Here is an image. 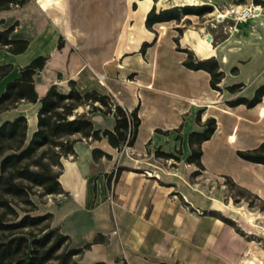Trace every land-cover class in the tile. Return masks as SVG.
Segmentation results:
<instances>
[{
  "label": "crops",
  "instance_id": "crops-1",
  "mask_svg": "<svg viewBox=\"0 0 264 264\" xmlns=\"http://www.w3.org/2000/svg\"><path fill=\"white\" fill-rule=\"evenodd\" d=\"M62 1L60 0V3ZM203 1L211 3L212 0ZM136 2L144 13L142 16L140 12V17L144 20L146 12L155 3L152 0H136ZM45 3L48 6L44 7ZM56 3L57 0H36V2L27 0L21 6L0 10V18L4 20L0 27L16 21L12 35L27 38L29 41L27 48L19 53H13L4 47L11 58L0 61V64L11 63L12 68L3 79L38 54L49 55L47 63L41 69L45 70L47 75L53 70L63 73L68 71L69 65H73L67 44L57 46L59 32L56 25L52 28L47 18V16H62L56 12L54 6ZM139 4H142L141 8ZM145 4L149 5L146 11L143 10ZM263 9L260 6L258 12L256 10L257 16L261 15ZM10 16L11 20L8 18ZM163 26H161L162 33L165 30ZM32 47L33 54L26 56L27 51ZM215 48L213 46V50ZM222 57L224 58L223 61L221 58V62L226 63L227 55L223 53ZM252 62L251 60L249 63ZM253 63H255L254 69L250 74L243 71L246 69L244 66H239V71L234 72L237 78L235 77L230 83L248 84L247 81H251L250 86L245 87L247 91L241 93L247 96H250L255 87L264 81V75L257 79L260 66L259 64L255 66L256 62ZM223 70L224 77L221 81L228 78L227 71ZM183 71L187 76L184 97L187 99L191 97L205 107L203 112L205 116L201 119H206L208 116L216 118L215 131L210 138L201 142V162L204 170L231 175L240 184L264 198V164L243 159L236 153L237 149L257 146L263 139L264 114L261 112H264V95L262 100L252 107H247L243 103L230 106L226 100L232 96H228L224 99L228 110L217 114L218 110L211 107L213 105L211 103L219 102L215 100V96L219 92L222 94L225 90L223 86L220 85L221 91L212 88L209 83L210 74L204 69L184 66ZM201 71L207 75L203 92L201 81L195 78V73ZM70 78L76 81V86L80 89L78 82L85 86L84 84H89L94 76L82 70L79 72L70 70L69 75L59 77L57 80L34 78L35 87L39 95H42L52 83H55L60 91L66 92L70 87L68 82ZM91 88L95 86H86L84 90ZM168 101L166 99V107ZM34 104L38 107V102ZM131 106L133 105L127 108L131 110ZM190 107L191 105L184 103L183 112L190 111ZM17 114L5 117L0 122ZM150 114L144 136L139 139L138 133L144 122V115L140 112L141 122L136 139L133 145L125 146L121 150L109 144L105 137L96 140L77 139L73 144L74 152L61 158L62 169L59 181L63 196L55 198L52 202H43L40 206L42 212L52 213L51 224L69 235L71 246H81L98 233L104 235L103 241L93 243L78 256L84 264L97 262L98 264H161L159 259L168 257L172 250L176 253L179 264H242L244 249L242 238L235 236L233 230L219 218L208 216L203 218L187 210L174 195H171L173 186L159 177L157 172L148 170L147 162L152 160L142 157L146 154L145 147H150V144H145L155 137L154 131L159 124L167 123V127H170L168 123L171 118L168 114H156L154 111ZM93 118L98 127H112L114 124L112 114L102 116L101 113H96L93 114ZM192 118V115H184L183 122L192 124ZM27 121L28 133H31L36 127V114L31 118L27 117ZM222 122L225 124L223 125ZM76 136L78 134L74 135ZM94 146L108 152L110 157L103 155L94 158L92 155ZM127 148L136 150L139 157L128 155ZM188 150L190 152L189 143ZM161 174L164 175L162 172ZM183 188L191 190L186 186ZM183 188L181 192L186 195L187 192Z\"/></svg>",
  "mask_w": 264,
  "mask_h": 264
},
{
  "label": "rangeland",
  "instance_id": "rangeland-1",
  "mask_svg": "<svg viewBox=\"0 0 264 264\" xmlns=\"http://www.w3.org/2000/svg\"><path fill=\"white\" fill-rule=\"evenodd\" d=\"M152 2L156 8L182 2L204 3L203 0H152ZM209 4L213 5V9L203 15L188 14L181 16L178 21L158 22L151 30L141 19L142 11L138 8L136 0H63L62 3L57 0L54 6L56 12L62 16L47 18L52 28L55 25L57 27L58 41L67 44L73 65H69L68 71L63 73L53 70L47 75L45 70H40L34 78L57 80L59 77L69 75L70 70L74 72L82 70L94 76L89 84H84L85 86L78 82L79 88L84 90V87L94 85L101 92L109 93L114 102H120L126 108L130 105H133L131 108L139 105L138 114L141 112L144 115V122L138 133L139 139L145 134L151 117L150 112L168 114L171 117L168 123L170 127H167V123L159 124L154 131L155 137L145 144H150V147H145L146 154L142 157L152 160L147 162L148 170L157 172L159 177L173 186L171 195H174L187 210L203 218L205 216L219 218L233 230L235 236L242 238L244 244L242 264H264V198L240 184L231 175L209 172L186 160L190 153L188 134L192 127L197 128L195 130L204 127L205 119L201 118L205 116L203 113L205 107L199 101L191 97L187 99L183 95L187 80L183 71L185 66L183 61L188 57L185 49L200 57L216 56L221 68L227 71L228 78L220 83L225 90L222 94L215 92L217 94L215 100L219 102L211 103L213 104L211 107L218 110L217 114L228 110L225 98L228 96L233 98L246 92V88L252 83L247 81L248 84L238 87L235 92L225 88V85L230 84L236 77L234 72L239 71V66H244L246 69L243 71L250 74L254 69L253 62H256L255 66L258 64L260 66L257 79L264 75V9L261 10V15L249 17H239L227 11L231 4L258 5L264 8V0H259L258 3L253 0L217 2L212 0ZM139 5L141 8L142 4ZM43 6L48 5L45 3ZM216 10L225 12V15L218 17ZM143 14L142 12L141 15ZM8 18L11 20L12 17ZM161 26L165 29L163 33ZM203 38L209 42L210 47L205 48L204 53H198L197 47L201 45ZM144 41L150 43L144 45L142 50ZM213 46L216 47L214 50ZM223 53L227 55L226 63L221 62V58L222 61L224 58ZM32 54L33 47L27 51L26 56ZM9 58L11 55L7 50L0 47V61ZM251 60L253 62L249 63ZM234 66H237L238 70H234ZM17 73L18 67L6 79H3L5 76L0 77L2 78L0 91L4 89L5 80L12 79ZM195 74L197 81H201L203 92L207 75L203 71ZM166 99L169 100L168 107ZM184 103L191 105L190 111L186 113L183 112ZM88 108V105H84L77 110L80 112ZM36 109V104L21 101L15 107L2 111L0 120L16 113H23L31 118L36 114ZM96 113L99 112L93 114ZM101 115H104L103 112ZM184 115H192L193 123L185 124ZM156 149L172 152L177 158L158 156ZM126 152L132 157L134 155L139 157L136 150L127 148ZM185 186L191 190L184 189ZM182 188L187 192L186 195L182 194ZM30 196L37 208L31 209L33 207L31 205L20 204L21 209L15 204L19 214L27 211L25 209H30L31 213L42 212L41 204L48 202L44 195L33 193ZM8 217L13 218V215ZM34 232H37L35 228ZM159 263L179 264L173 250L168 257L160 258Z\"/></svg>",
  "mask_w": 264,
  "mask_h": 264
},
{
  "label": "trees",
  "instance_id": "trees-1",
  "mask_svg": "<svg viewBox=\"0 0 264 264\" xmlns=\"http://www.w3.org/2000/svg\"><path fill=\"white\" fill-rule=\"evenodd\" d=\"M26 1L0 0V10L21 6ZM212 9L213 5L209 3H183L161 8H156L153 4L146 12L144 24L153 30L154 24L158 22L178 21L181 16L188 14L203 15ZM3 22L0 18V25ZM16 24L15 21L0 27V47H6L13 53L24 51L29 43L27 38L12 35ZM149 43L144 41L141 49ZM62 45V41H58L57 46ZM185 50L188 57L183 64L192 69L206 70L210 74V86L221 91L220 82L224 77V70L217 57H199L191 50ZM47 59L48 56L43 54L34 56L27 64L18 68V75L6 81L4 89L0 91V112L15 107L21 101L38 102L36 127L30 134L27 117L23 113L0 122V264H84L75 257L89 249L93 243L103 241L104 235L98 233L81 246H71L69 235L51 224V212L31 213L30 209H25L27 211L19 214L15 204L20 208V204L31 205V209H34L37 206L31 194L43 196L62 192L59 181L61 158L74 152L73 144L77 139L96 140L105 137L109 144L121 150L133 145L141 122L138 104L129 110L114 102L109 93L96 88L78 89L72 78L68 80L70 87L66 92L60 91L52 83L39 95L34 75L43 68ZM11 68V63L0 64V77L9 73ZM233 69L236 70L237 67L234 66ZM242 85L243 83L237 82L226 85L225 88L235 92ZM263 95L264 81L255 87L250 96L239 94L227 99L226 103L230 106L243 103L252 107L262 100ZM84 105L89 108L78 112L77 109ZM96 111L112 114L113 126H96L93 118ZM215 129L216 118L208 116L202 129L189 132L188 162L204 168L201 162V142L210 138ZM75 134L78 136L74 137ZM236 153L243 159L264 164V136L257 146L237 149ZM156 154L165 158H177L172 152L159 149H156ZM92 155L94 158L103 155L110 157L108 152L97 146L92 148ZM8 215H13V218ZM34 228L37 232H34ZM51 260L53 261L50 262Z\"/></svg>",
  "mask_w": 264,
  "mask_h": 264
},
{
  "label": "bare ground",
  "instance_id": "bare-ground-1",
  "mask_svg": "<svg viewBox=\"0 0 264 264\" xmlns=\"http://www.w3.org/2000/svg\"><path fill=\"white\" fill-rule=\"evenodd\" d=\"M236 8H238V9H247V10H252L253 11V16H257L258 15V10L257 9H260V6H253V5H246V4H235L234 5ZM149 8V5L148 4H145L144 6H143V10L144 11H146L147 9ZM263 8V7H262ZM256 10H257V12H256ZM216 12H217V16L218 17H221V16H223L224 14L222 13V12H220L219 10H216ZM143 18H145V17H143ZM209 47H210V44H209V42L205 39V38H203V40H202V43H201V45H199L198 47H197V51L199 52V53H204V51H205V48H207V49H209Z\"/></svg>",
  "mask_w": 264,
  "mask_h": 264
},
{
  "label": "built area",
  "instance_id": "built-area-1",
  "mask_svg": "<svg viewBox=\"0 0 264 264\" xmlns=\"http://www.w3.org/2000/svg\"><path fill=\"white\" fill-rule=\"evenodd\" d=\"M234 5L235 4H231L230 7L227 9V11L230 13H233L234 15L239 16V17L253 16L254 13L252 10L238 9ZM222 13L225 15V12H222ZM223 16H221V17H223ZM44 196L47 198L48 202H52L55 198L63 196V194L61 192L56 193V194L48 193V194H45Z\"/></svg>",
  "mask_w": 264,
  "mask_h": 264
}]
</instances>
